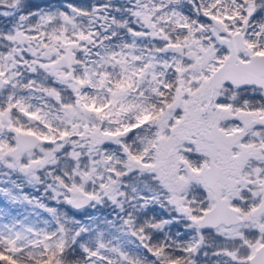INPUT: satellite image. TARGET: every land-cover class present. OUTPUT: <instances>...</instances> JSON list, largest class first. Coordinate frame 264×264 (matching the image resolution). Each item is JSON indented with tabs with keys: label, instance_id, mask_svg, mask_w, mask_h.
<instances>
[{
	"label": "snow or ice",
	"instance_id": "snow-or-ice-1",
	"mask_svg": "<svg viewBox=\"0 0 264 264\" xmlns=\"http://www.w3.org/2000/svg\"><path fill=\"white\" fill-rule=\"evenodd\" d=\"M0 18V264H264V0Z\"/></svg>",
	"mask_w": 264,
	"mask_h": 264
},
{
	"label": "trees",
	"instance_id": "trees-1",
	"mask_svg": "<svg viewBox=\"0 0 264 264\" xmlns=\"http://www.w3.org/2000/svg\"><path fill=\"white\" fill-rule=\"evenodd\" d=\"M74 3H85L86 0H72ZM29 2L32 5L39 6V7H46L47 5H56V4H61L63 3V0H29ZM10 23L9 20H5L3 18H0V26H6ZM28 189V188H26ZM25 189V190H26ZM30 190V189H29ZM43 217H46L44 214L42 215Z\"/></svg>",
	"mask_w": 264,
	"mask_h": 264
},
{
	"label": "rangeland",
	"instance_id": "rangeland-1",
	"mask_svg": "<svg viewBox=\"0 0 264 264\" xmlns=\"http://www.w3.org/2000/svg\"><path fill=\"white\" fill-rule=\"evenodd\" d=\"M72 2H73V1H72ZM2 186H3V185H0V187H2ZM25 191H26V192H29V191H32V190H31V189H30V190H29V189H26ZM0 208H4V209H6V210L11 211L13 215H15V214L17 213V211H19V212H21V213L24 212V209H23V208H20L18 205H17V206L9 205V204L4 200L3 197H0ZM29 211H30V209H29ZM43 214L46 216L45 213H41V215H43ZM45 218H46V217H45Z\"/></svg>",
	"mask_w": 264,
	"mask_h": 264
}]
</instances>
